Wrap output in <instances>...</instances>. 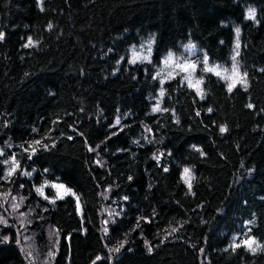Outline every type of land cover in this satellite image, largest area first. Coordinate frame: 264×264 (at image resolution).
<instances>
[{
    "label": "trees",
    "instance_id": "trees-1",
    "mask_svg": "<svg viewBox=\"0 0 264 264\" xmlns=\"http://www.w3.org/2000/svg\"><path fill=\"white\" fill-rule=\"evenodd\" d=\"M236 31L244 85L157 79L187 43L228 64ZM0 34V199L51 264H264L241 241L264 244V0H0ZM25 262L0 226V264Z\"/></svg>",
    "mask_w": 264,
    "mask_h": 264
},
{
    "label": "rangeland",
    "instance_id": "rangeland-1",
    "mask_svg": "<svg viewBox=\"0 0 264 264\" xmlns=\"http://www.w3.org/2000/svg\"><path fill=\"white\" fill-rule=\"evenodd\" d=\"M250 12H254V17L250 19H255V10L253 8L247 9V17L249 18ZM239 48L240 42L237 35L235 50L230 57V62L228 64H221L210 61L204 51H200L193 43H187L177 51L165 54L157 68V79L163 83L172 78L179 77L182 83L194 90L199 96L202 95V72L215 74L226 83L228 88L229 85L232 88L237 85H244L246 82L245 72L237 59ZM151 52V44L144 43L130 49L129 60L131 62H150ZM209 69H213V71H209ZM216 72H219L220 75H217ZM155 100L154 110L158 111L160 110V96ZM15 169L16 167L13 166L9 173L11 174ZM183 180L185 184L189 185L191 180L190 171L188 174L185 173V170L183 171ZM47 186L54 190L56 198L74 194L72 190L60 182H49ZM78 210L80 211L79 207ZM30 217L31 214L25 210L20 199L13 198L11 193H5L2 196L0 199V226L10 227L15 232L18 244L26 259L25 264H51V254L54 251L55 243L50 235H48L49 245H46L48 241L45 244L37 234L35 235L30 229ZM238 236L236 235L235 238ZM241 241L251 251L264 250V244L252 236L242 238ZM247 241H251V244L246 243ZM235 243L236 241L233 240L232 244L235 245Z\"/></svg>",
    "mask_w": 264,
    "mask_h": 264
},
{
    "label": "snow or ice",
    "instance_id": "snow-or-ice-1",
    "mask_svg": "<svg viewBox=\"0 0 264 264\" xmlns=\"http://www.w3.org/2000/svg\"><path fill=\"white\" fill-rule=\"evenodd\" d=\"M253 17H254V12H250L249 13V18H253ZM0 38H2V34H0ZM29 42L31 43V41H29ZM209 71H213V69H209ZM216 74L217 75H220L219 72H216ZM231 88H232V86L229 85V91H231ZM161 95H163V92H161ZM221 131L223 132V131H225V129L224 128H221ZM185 173L188 174L189 173V170L188 169H185ZM37 191H40V190L38 189ZM246 243L251 244V241H247Z\"/></svg>",
    "mask_w": 264,
    "mask_h": 264
}]
</instances>
